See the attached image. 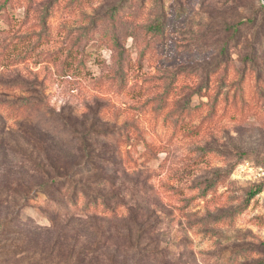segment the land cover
Returning <instances> with one entry per match:
<instances>
[{
  "label": "rangeland",
  "instance_id": "obj_1",
  "mask_svg": "<svg viewBox=\"0 0 264 264\" xmlns=\"http://www.w3.org/2000/svg\"><path fill=\"white\" fill-rule=\"evenodd\" d=\"M262 4L0 0V198L110 151L90 161L118 169V215L147 218L167 263L264 258ZM54 206L0 213V264H51Z\"/></svg>",
  "mask_w": 264,
  "mask_h": 264
},
{
  "label": "trees",
  "instance_id": "obj_2",
  "mask_svg": "<svg viewBox=\"0 0 264 264\" xmlns=\"http://www.w3.org/2000/svg\"><path fill=\"white\" fill-rule=\"evenodd\" d=\"M262 7L264 10V4ZM242 23L232 25V31L239 30ZM115 131L105 132V136L111 137ZM108 154L86 151L83 155L87 161L81 168L78 165L72 170H60L52 165L51 169H42L40 180L19 183L21 189L16 190L15 196L0 198V213L20 218L30 200L37 199L40 193L49 196L55 203L50 213L51 226L36 229L51 235V264H170L165 260L171 254L169 246L159 243L152 247L144 242L146 233L152 231L145 228L147 218L136 221L134 214L125 219L118 215L119 196L112 181L118 169L90 161L100 158L112 164L115 153ZM82 197L85 199L82 211L73 212ZM4 224L0 221V227ZM261 248L264 251V246ZM254 264H264V258Z\"/></svg>",
  "mask_w": 264,
  "mask_h": 264
},
{
  "label": "water",
  "instance_id": "obj_3",
  "mask_svg": "<svg viewBox=\"0 0 264 264\" xmlns=\"http://www.w3.org/2000/svg\"><path fill=\"white\" fill-rule=\"evenodd\" d=\"M264 1V0H263Z\"/></svg>",
  "mask_w": 264,
  "mask_h": 264
}]
</instances>
